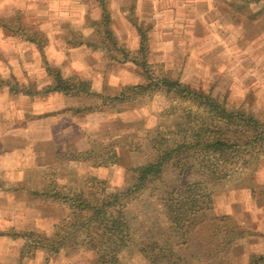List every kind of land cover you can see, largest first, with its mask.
<instances>
[{
	"label": "rangeland",
	"instance_id": "obj_1",
	"mask_svg": "<svg viewBox=\"0 0 264 264\" xmlns=\"http://www.w3.org/2000/svg\"><path fill=\"white\" fill-rule=\"evenodd\" d=\"M5 1L12 0H0V6ZM83 1L50 0L47 8L54 9L49 13L51 16L38 18L43 23L51 19L47 21L49 29L47 25L43 29L38 28L41 32L60 29L65 33L63 37L77 41L84 32L82 17L94 21L99 17L98 8L94 5L81 7ZM151 1L143 0L140 10L146 7V12L141 11L140 16L153 25L152 51L148 58L153 71H167L174 81L211 94L228 109L234 110L241 105L264 121V21L258 25L243 17L232 19L228 13L226 15L225 11L230 6L227 3L226 8L224 1L170 0L176 7H169L162 0H153L150 8L148 3ZM66 3L69 7L64 6ZM110 5L109 9L114 11ZM38 8L37 3H31L24 10L23 7L18 10L16 6L15 11H26L30 20L37 23L36 14L47 10L44 6ZM70 17L76 21L61 22ZM124 25L117 24L116 31L127 37L129 43H122L126 46L133 42L134 33ZM64 42L60 41L63 47ZM23 54V64L34 63L37 59L33 52L31 57L26 52ZM42 61L44 68H50L48 62ZM18 63L12 59L11 64ZM64 64L54 65L53 68L60 70L64 76L80 77L71 69L68 72L70 65L67 67ZM121 73L124 74L123 71ZM138 75L140 78L136 80L134 76L126 86L142 84L139 79L143 80L144 74L142 76L139 72ZM94 76L98 78L93 80L104 76L100 81L105 83L115 80L113 73L107 70L97 71ZM42 79L45 78H39L40 81ZM6 83L10 84L0 76V231L13 229L51 236L55 232L54 227L67 216L68 209L32 192L51 188L65 194L99 198L126 188L133 182V178L128 175L132 169L149 163L151 155L156 154V148L161 147V144L173 143L182 138L181 122L185 113L206 117L205 110L188 101L158 94L133 98L122 109L117 105H114L116 108L105 106L100 109L105 111V117L116 116L97 124L95 128L100 134L110 130L123 132L118 139L106 141L103 138L108 136L87 135V120H75L76 117L80 118L72 110L77 106L78 98H49L61 96L52 94L21 100L22 96L9 94L7 86L3 85ZM35 87L44 90L36 84ZM94 98L90 106L96 107L102 103L99 97ZM43 108L46 110H41ZM36 110H40V113L35 114ZM123 113L127 114L120 117ZM35 117L38 119H33ZM87 142L89 150L81 152L68 149L71 143L73 148L85 147ZM110 150L116 154L114 163L104 159L101 164L81 160L85 157L81 155L84 152L94 151L96 154ZM208 160L220 163L222 157L214 156L213 160ZM228 166L243 172L240 180H245V186L230 177L224 187H214L208 194L200 196L197 199L200 215L195 217V221L229 223L246 230L247 234L227 251L225 257L211 260L203 257L196 264H253L255 254L250 251L257 248L256 251L264 253V236L260 234L264 230V220H260L264 219V210H261L264 205V150L259 149L251 156L232 157ZM242 168L246 171H242ZM97 171H102L104 175L99 172L98 178ZM170 177L171 174H168L167 178ZM167 193V189L159 187L152 194H142L126 207L132 244L119 255L122 264H149L141 259L140 253L152 243L163 248L173 261L189 260L195 248L187 250L186 243L179 239L181 230L168 224ZM9 240L0 239V253L6 255L7 262L44 264L45 256L41 252L33 259L20 258V261H15V253L19 250L20 255L24 242L20 239ZM94 259L95 254L86 249L64 251L52 257L49 264H88Z\"/></svg>",
	"mask_w": 264,
	"mask_h": 264
},
{
	"label": "trees",
	"instance_id": "obj_2",
	"mask_svg": "<svg viewBox=\"0 0 264 264\" xmlns=\"http://www.w3.org/2000/svg\"><path fill=\"white\" fill-rule=\"evenodd\" d=\"M95 1L102 12L101 20L95 24V42L105 48L112 61L133 63L143 72L145 83L126 86L118 96L101 95L99 99L102 103L96 107L89 105L73 111L81 117L97 112L105 106L117 105L122 109V106L133 98L158 94L193 103L205 110L206 117L185 113L181 122L182 138L173 143L161 144V147L156 148V154L151 155L149 163L132 169L128 175L133 178V182L126 188L99 198L65 194L51 188L32 192L44 200L68 209L67 216L54 227L55 232L51 236L8 229L0 231V238L22 240L24 243L20 249V258L33 259L41 252L45 256L44 264H49L50 259L61 252L83 249L95 254V259L88 264H122L119 255L132 244L126 207L142 194H152L154 190L162 187L168 190V224L181 230L179 239L186 243L187 250L191 247L195 250L189 260L173 261L163 248L157 243H152L141 251V259L149 264H196L203 257L206 260L225 257L227 251L232 249L247 231L229 223H197L195 217L200 211L197 199L211 192L214 187H224L230 177L245 186V180H240L243 172L238 168L230 169L228 161L232 157L251 156L259 149L264 150V121L244 106L239 105L234 110L228 109L211 94L174 81L167 71L154 72L148 59L150 49L147 31L138 26L133 15L127 16L129 22L138 27L139 35L138 49L129 50L114 34L110 0ZM229 6L227 12L234 20L243 17L247 21L255 22L264 17V0H234ZM119 9L123 10L122 7ZM9 16L0 19V29L13 38L35 45L45 60L43 49L46 41L38 28L39 24L30 20L26 11H16ZM64 41L72 47L84 45V42L89 47L97 46L96 43L83 39L76 41L74 38H64ZM47 73L53 77L54 82L44 90H38L33 84L27 87L12 86L8 83L3 85L7 86L9 94L28 98L47 97L52 94L73 98L94 96L87 81L66 77L55 68L47 67ZM81 155L85 156L81 160L88 163L101 164L103 159L114 163L116 160L114 150L96 154L94 151H88ZM214 156L222 157L221 162L214 161ZM242 171H246L245 168ZM168 174H171L170 178H167ZM249 182L250 180L247 181ZM260 262H264V257H255L253 264Z\"/></svg>",
	"mask_w": 264,
	"mask_h": 264
},
{
	"label": "crops",
	"instance_id": "obj_3",
	"mask_svg": "<svg viewBox=\"0 0 264 264\" xmlns=\"http://www.w3.org/2000/svg\"><path fill=\"white\" fill-rule=\"evenodd\" d=\"M21 1L22 2H20V0H12L9 2L5 1L0 6V9H1L0 13H4L0 16V19L8 18V17H10L9 16L10 14H12L13 12L15 13L16 12L15 11L16 6H17L18 10L20 9V7H23V10H24L27 7H29V4H31V3H37V5L39 6L38 9H40L42 6H44L45 9H47L45 11H42L41 14L37 13L36 14L37 19L51 16L49 13L51 12V10H54V9H48L47 8L49 3H51L50 0H35V2L29 1V0L27 2H24L23 0H21ZM218 1H224L226 3V5L228 6L227 3L230 4L234 0H218ZM162 2H165L166 5L169 7H176L175 4L173 2H171L170 0H162ZM153 3L154 2L152 0L151 3H148V6L151 8ZM109 4H111L110 7H113V9H114V11L112 10V12H113L112 28L114 30L115 36H117V38L122 43L127 42V37L122 36L121 34H119L116 31V25L117 24H123V25L126 24L127 25L126 28L127 29L129 28L134 33L133 40H132L133 42L130 44H127L126 46L125 45H123V46H125L126 48H128L131 51L137 50L138 46H139L138 27L135 25H132L129 22V20L127 19V16L131 14V15H133V18L136 19L138 26H141L142 28H144V30L147 31L148 41H149V49H150V51H152L151 40H152V33H153V25L147 23L145 17L140 16L141 11L146 12V7H143V9L140 10V8H142L141 6L143 5V0H110ZM70 5L74 6L73 3H71ZM86 5H90V6L94 5L96 8H98L99 17L97 19H95V21L82 17V24H83L84 32H82V34H80V36L78 33H77V35L80 37L79 39H83L85 41H89V42L94 43V44L96 43V45H97L96 47L86 46L85 42H84V45H81L79 47H72V46L67 45L66 41L64 42L65 45L63 47V45H62L63 43H60V41L61 40L64 41V38H66V37H63L65 35V33L60 31V29L54 30V31L50 30L47 32H45V30H44L42 32V35H44L43 36L44 40L46 41L45 47L43 49V55L45 56L44 57L45 61L51 65L50 68H53L54 65L58 66V65H62L65 63L67 65V67H68V65H70V67L67 68L68 72H70L69 69H71L74 74L80 75V77H82V78L79 77L78 79H80L82 81H87L90 83L91 93L94 96H91L89 98H78V99H76V100H78L77 106L72 108V110L73 109H81V108H85V107L89 106L91 101L95 99L94 97H100L101 95L102 96H110V97L118 96L121 93V91L123 90V88L126 87L127 84H130L129 81L133 80L134 76H136V80H137V78H140L138 75L139 72L143 76V72L139 68L135 67L133 63H130V62L120 63V62L112 61L111 58L108 56V53L105 51V48H103V46H101V44L99 42H95V40H96L95 39L96 33L94 32L95 24L99 20H101L102 12L100 10L101 8H100L99 4L95 0H84L80 6L86 8ZM64 6L69 7V5L67 3L64 4ZM117 7H118V9L116 10ZM119 7H122L123 10H120ZM12 8L14 9V11ZM228 10H229V8L225 11L226 15L228 13L227 12ZM40 20H42V19H38L39 23L37 22L39 24V27H41L43 29L47 25V29H49V25H48L47 21H50L51 19H48L47 21L45 19L46 23H43ZM69 21H71V23H74L76 20H74V18H72V17H70L69 20H65V21L61 20V22H69ZM263 21H264V18H260V19L256 20L255 22H257L256 24L260 25ZM255 22H252V23H255ZM0 33H1L0 34V76L3 77L4 81L9 82L10 84H17V85L23 86V87L30 85L31 82H33L32 83L33 85L36 84L38 88L41 87V88L47 89L48 87H50L54 81H53V79L49 78L51 76H49L47 74V69L44 68L42 65V62H43L42 56H41V53L39 52V50L37 49V47L35 45L27 43L23 40H20L18 38H13L9 33H6L5 31H3L1 29H0ZM5 40L9 44L7 42H5ZM129 41H130V39H129ZM127 43H129V42H127ZM23 52H26V54H28L29 57H31V53L33 52L37 55L36 56L37 59L35 60L34 63L28 62L27 64H23L22 62H24V59L22 57L25 56L23 54ZM149 55H150V52H149ZM12 59H15L17 62L19 61V63L16 65L11 64ZM43 70L45 73L43 72ZM106 70H107V72L111 71L113 73L115 80H108L107 83L100 81L101 79L104 78V76H100L99 80H93V78L94 79L98 78V77L94 76L95 72H97V71L105 72ZM121 71H123L124 74H122ZM30 75H33L32 76L33 78L29 79ZM102 75H107V73L102 74ZM41 77H43L45 79H42L40 81L39 78H41ZM66 77H69V76H66ZM118 80H120V82ZM139 81H141L142 84H144L145 83L144 77H143V80L139 79ZM43 85H45V86H43ZM138 85H141V84H138ZM52 97L64 98L67 96H64V95L51 96L49 98H52ZM25 99H27V98H25V97L21 98V100H25ZM58 100H60L59 102H64L63 99H58ZM45 101H46V98H45L44 102ZM40 102H42V101H40ZM41 110H46V109L43 108ZM37 113H40V110H36L35 114H37ZM126 114L127 113H123L122 115H120V117H124ZM106 115H108V114H106ZM108 117H110L111 119H114L116 116L111 115ZM108 117L107 116L105 117V111L99 110V111L94 112V113L84 114V116H81L80 118L76 117L75 120H87L89 122V124L87 126V131H86L88 136L89 135H92V136L100 135L103 137L108 136V138H103V139L106 141H113V140L118 139L119 136H121V134L123 132L122 131L115 132L114 130H110L109 132H102L100 134L98 129L95 128L97 126V124H99L101 121H104ZM33 119L36 120L38 118L35 117ZM90 124H93V125L91 127H89ZM125 129L127 131H129V129H127V128H125ZM117 130H119V129H117ZM130 130H132V129H130ZM89 146H90L89 142H87L85 144V147H77L76 146V147L72 148V143H71L70 148H68V149L82 152L85 149L89 150L90 149ZM99 172H101V174L104 175V173L102 171H99ZM99 172L97 171V173H96L97 177L99 176L98 175ZM98 178H100V177H98ZM261 210H264V205L262 206ZM226 214L227 213H225V215ZM199 215H200V212L197 214V217H199ZM229 215H231V213ZM260 220H264V219H260ZM247 228L252 230L251 227L250 228L247 227ZM260 234H262V236H264V230ZM2 240H9V239L2 238ZM9 241H11V239ZM21 247H22V245H21ZM236 248L237 247L235 246L234 250H236ZM256 250H257V248L254 250L252 249L250 251V253L255 254L254 257H264V253L258 252ZM5 256L6 255L2 256V254L0 253V264H10V262H12V260H11V261H8L9 262L8 263L7 258H5ZM14 257H15V261L21 260L20 255H19V250H17Z\"/></svg>",
	"mask_w": 264,
	"mask_h": 264
}]
</instances>
